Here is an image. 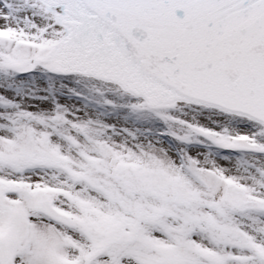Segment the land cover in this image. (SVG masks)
Returning a JSON list of instances; mask_svg holds the SVG:
<instances>
[{
	"label": "snow or ice",
	"instance_id": "snow-or-ice-1",
	"mask_svg": "<svg viewBox=\"0 0 264 264\" xmlns=\"http://www.w3.org/2000/svg\"><path fill=\"white\" fill-rule=\"evenodd\" d=\"M0 264H264V0H0Z\"/></svg>",
	"mask_w": 264,
	"mask_h": 264
},
{
	"label": "rangeland",
	"instance_id": "rangeland-1",
	"mask_svg": "<svg viewBox=\"0 0 264 264\" xmlns=\"http://www.w3.org/2000/svg\"><path fill=\"white\" fill-rule=\"evenodd\" d=\"M121 115H122V114H121ZM114 118H115V119H119L118 116H117V117H114ZM110 119H112V118H110ZM137 127H142V128L150 129V130H151V135H149V138L151 139L152 136H154L158 131L162 130L163 125H161L160 123L157 122V123L154 124V125H148V124L143 125V126H141V125H137ZM145 134L148 135L147 132H146ZM165 139H167V138H165Z\"/></svg>",
	"mask_w": 264,
	"mask_h": 264
},
{
	"label": "water",
	"instance_id": "water-1",
	"mask_svg": "<svg viewBox=\"0 0 264 264\" xmlns=\"http://www.w3.org/2000/svg\"><path fill=\"white\" fill-rule=\"evenodd\" d=\"M178 15H181L182 16V13H178Z\"/></svg>",
	"mask_w": 264,
	"mask_h": 264
}]
</instances>
